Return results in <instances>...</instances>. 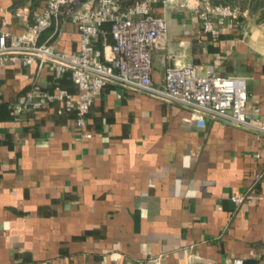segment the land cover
Returning a JSON list of instances; mask_svg holds the SVG:
<instances>
[{
  "label": "crops",
  "instance_id": "0c3cea01",
  "mask_svg": "<svg viewBox=\"0 0 264 264\" xmlns=\"http://www.w3.org/2000/svg\"><path fill=\"white\" fill-rule=\"evenodd\" d=\"M45 2L0 0L8 41ZM150 11L167 26L150 48L154 86L173 64L212 69L242 79L247 114L264 119V24L210 15V35L184 0ZM40 39L79 48L70 20ZM57 87L77 93L38 59L0 62V264H264L263 133L211 115L201 125L195 108L114 81L77 129L64 102L37 96Z\"/></svg>",
  "mask_w": 264,
  "mask_h": 264
},
{
  "label": "built area",
  "instance_id": "2783aa9c",
  "mask_svg": "<svg viewBox=\"0 0 264 264\" xmlns=\"http://www.w3.org/2000/svg\"><path fill=\"white\" fill-rule=\"evenodd\" d=\"M154 1L131 0L124 4L127 0H46L27 32L11 36L8 41V33L0 30V62H16L21 56L23 64L36 59L47 64L56 78L69 72L77 87L76 95L57 87L53 93L37 96L45 103L64 102L74 112L77 129L86 125L96 93L107 81H114L195 108L201 125L205 116L211 115L264 134V119L247 114L248 93L242 79L222 76L212 69L198 73L194 66L173 64L166 70L162 87L152 84L150 48L163 38L167 28L165 19L150 11ZM162 1L172 4L179 0ZM184 1L187 6L197 8L203 31L210 35L215 34L210 15L239 19L246 12L228 4H211L209 0H197L195 4ZM67 20L75 25L79 36L77 51L65 53L53 43L38 41L43 30L54 25L58 31ZM105 24L109 26L112 42L101 50L95 47V41L99 35L107 34ZM31 104L35 107L40 101ZM82 136L90 138L91 133L84 132ZM245 198L244 192L230 195L237 205ZM232 264H243V260L235 259Z\"/></svg>",
  "mask_w": 264,
  "mask_h": 264
},
{
  "label": "trees",
  "instance_id": "16d2710c",
  "mask_svg": "<svg viewBox=\"0 0 264 264\" xmlns=\"http://www.w3.org/2000/svg\"><path fill=\"white\" fill-rule=\"evenodd\" d=\"M83 1V0H81ZM211 4H228L231 6H235L239 8L240 11L244 12L246 11L248 16L258 24H264V0H209ZM16 6V1L11 6L14 8ZM108 24H105L103 28L107 31L105 42L111 43L112 38L110 34L108 33ZM54 29V25H51L50 27L46 28L42 31L40 34L38 41L41 42V36L44 32H50Z\"/></svg>",
  "mask_w": 264,
  "mask_h": 264
},
{
  "label": "water",
  "instance_id": "95a60500",
  "mask_svg": "<svg viewBox=\"0 0 264 264\" xmlns=\"http://www.w3.org/2000/svg\"><path fill=\"white\" fill-rule=\"evenodd\" d=\"M137 89V88H136ZM137 90H140V89H137Z\"/></svg>",
  "mask_w": 264,
  "mask_h": 264
}]
</instances>
